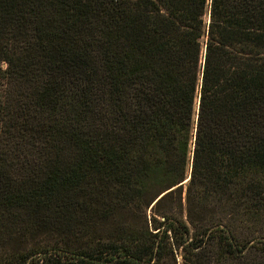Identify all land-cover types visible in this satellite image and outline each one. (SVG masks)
<instances>
[{
  "label": "trees",
  "instance_id": "obj_1",
  "mask_svg": "<svg viewBox=\"0 0 264 264\" xmlns=\"http://www.w3.org/2000/svg\"><path fill=\"white\" fill-rule=\"evenodd\" d=\"M0 264H264V0H0Z\"/></svg>",
  "mask_w": 264,
  "mask_h": 264
},
{
  "label": "rangeland",
  "instance_id": "obj_2",
  "mask_svg": "<svg viewBox=\"0 0 264 264\" xmlns=\"http://www.w3.org/2000/svg\"><path fill=\"white\" fill-rule=\"evenodd\" d=\"M209 20V19H208ZM39 240H49V239H46L45 237L44 238H42V239H39Z\"/></svg>",
  "mask_w": 264,
  "mask_h": 264
}]
</instances>
